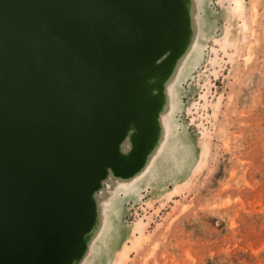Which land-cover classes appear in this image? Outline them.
<instances>
[{
    "label": "water",
    "instance_id": "1",
    "mask_svg": "<svg viewBox=\"0 0 264 264\" xmlns=\"http://www.w3.org/2000/svg\"><path fill=\"white\" fill-rule=\"evenodd\" d=\"M196 37L193 0H0V264L85 262L99 193L151 171Z\"/></svg>",
    "mask_w": 264,
    "mask_h": 264
},
{
    "label": "rangeland",
    "instance_id": "2",
    "mask_svg": "<svg viewBox=\"0 0 264 264\" xmlns=\"http://www.w3.org/2000/svg\"><path fill=\"white\" fill-rule=\"evenodd\" d=\"M193 1L152 172L99 193L83 264H264V0Z\"/></svg>",
    "mask_w": 264,
    "mask_h": 264
}]
</instances>
